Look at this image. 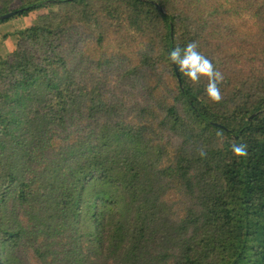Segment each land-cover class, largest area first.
<instances>
[{"label":"trees","instance_id":"16d2710c","mask_svg":"<svg viewBox=\"0 0 264 264\" xmlns=\"http://www.w3.org/2000/svg\"><path fill=\"white\" fill-rule=\"evenodd\" d=\"M148 1L0 0V264H264V0Z\"/></svg>","mask_w":264,"mask_h":264},{"label":"clouds","instance_id":"9594fccd","mask_svg":"<svg viewBox=\"0 0 264 264\" xmlns=\"http://www.w3.org/2000/svg\"><path fill=\"white\" fill-rule=\"evenodd\" d=\"M198 42L191 41L184 48L175 47L169 53V60L177 67L179 72L187 77L193 85L199 84L201 78H206V95L212 103H220L223 100L221 84L223 83V73L214 65L212 60L202 54L199 50ZM218 136L222 133H217ZM246 144H234L232 146L233 155L237 158L247 157ZM199 155L205 157L206 151L200 150Z\"/></svg>","mask_w":264,"mask_h":264},{"label":"rangeland","instance_id":"374dc122","mask_svg":"<svg viewBox=\"0 0 264 264\" xmlns=\"http://www.w3.org/2000/svg\"><path fill=\"white\" fill-rule=\"evenodd\" d=\"M231 1H235V0H231ZM58 10H59V5L57 3H48V4L42 5L40 8L36 9L34 12H32V13H30L28 15L21 16V17L20 16L19 17H14V18H11L8 21H6L4 24L6 26L10 27L11 31L13 30V26H16V25H17L18 28L21 29V30L17 29L16 35L12 34V35L8 36V38H10V41H12V45H11L9 40H7V44H9V46H11V48H13L11 53L16 49V43H17V40H18V33L19 32L26 30L30 25L34 24L36 19H37V17L39 15L50 13V12H55V11H58ZM242 16H244V17L248 16V12L242 13ZM23 19H26V22H28V25L26 26V28H23V23H22ZM18 23L20 25H18ZM2 24H1V26H2ZM13 32H14V30H13ZM0 59H2V58H0ZM2 60H6V59H2Z\"/></svg>","mask_w":264,"mask_h":264},{"label":"crops","instance_id":"0c3cea01","mask_svg":"<svg viewBox=\"0 0 264 264\" xmlns=\"http://www.w3.org/2000/svg\"><path fill=\"white\" fill-rule=\"evenodd\" d=\"M6 21H8V20H6ZM6 21H4L3 24ZM22 23H23V28H26V26L28 25V22H26V19H23ZM3 24H2V26L0 25V58L7 59L10 56L11 51L13 49V48H11V46H9V44H7V40H9V42L12 45V41H10V38H8V36H10L12 34L16 35L17 29L18 30H21V29L18 28L17 25L13 26V30H14V32H13V30L12 31L10 30V27L6 26L5 24L3 25ZM18 25H20V24L18 23Z\"/></svg>","mask_w":264,"mask_h":264},{"label":"water","instance_id":"95a60500","mask_svg":"<svg viewBox=\"0 0 264 264\" xmlns=\"http://www.w3.org/2000/svg\"><path fill=\"white\" fill-rule=\"evenodd\" d=\"M139 1H142V2H149L148 0H139ZM152 4H154V5H156L155 3H153V2H151ZM159 8V7H158ZM159 10L162 12V13H165V11L160 7L159 8ZM22 12V10H20V11H18V12H13V13H10V14H7V15H5V16H2V17H0V21H5V20H8V19H10V18H13V17H16L17 16V14L18 13H21ZM174 67H175V71H176V75H177V77H178V80H179V82L181 83V77H180V75H179V72H178V69H177V67L174 65ZM261 113V112H260ZM254 117V116H253ZM253 117H251L250 118V120H252L253 119Z\"/></svg>","mask_w":264,"mask_h":264}]
</instances>
